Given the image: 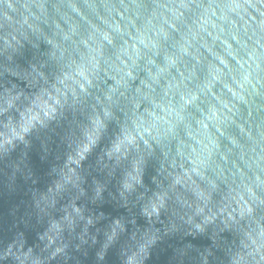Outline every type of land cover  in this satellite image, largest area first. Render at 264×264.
Here are the masks:
<instances>
[{
    "label": "clouds",
    "instance_id": "9594fccd",
    "mask_svg": "<svg viewBox=\"0 0 264 264\" xmlns=\"http://www.w3.org/2000/svg\"><path fill=\"white\" fill-rule=\"evenodd\" d=\"M0 264H264V0H0Z\"/></svg>",
    "mask_w": 264,
    "mask_h": 264
}]
</instances>
